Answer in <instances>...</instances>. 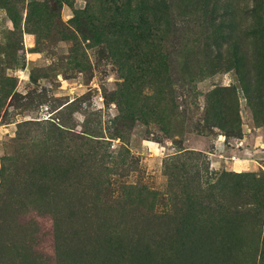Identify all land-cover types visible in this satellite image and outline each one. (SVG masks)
<instances>
[{"label": "rangeland", "instance_id": "obj_1", "mask_svg": "<svg viewBox=\"0 0 264 264\" xmlns=\"http://www.w3.org/2000/svg\"><path fill=\"white\" fill-rule=\"evenodd\" d=\"M0 264H264V0H0Z\"/></svg>", "mask_w": 264, "mask_h": 264}]
</instances>
